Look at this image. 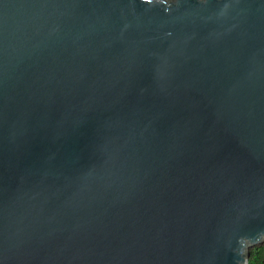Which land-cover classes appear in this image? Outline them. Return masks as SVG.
Instances as JSON below:
<instances>
[{"label":"water","instance_id":"water-1","mask_svg":"<svg viewBox=\"0 0 264 264\" xmlns=\"http://www.w3.org/2000/svg\"><path fill=\"white\" fill-rule=\"evenodd\" d=\"M262 242L264 0H0V264Z\"/></svg>","mask_w":264,"mask_h":264},{"label":"trees","instance_id":"trees-1","mask_svg":"<svg viewBox=\"0 0 264 264\" xmlns=\"http://www.w3.org/2000/svg\"><path fill=\"white\" fill-rule=\"evenodd\" d=\"M247 264H264V242L249 249Z\"/></svg>","mask_w":264,"mask_h":264}]
</instances>
